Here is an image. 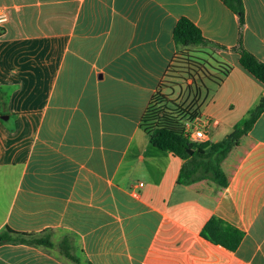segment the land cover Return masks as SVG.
<instances>
[{"label":"crops","instance_id":"crops-1","mask_svg":"<svg viewBox=\"0 0 264 264\" xmlns=\"http://www.w3.org/2000/svg\"><path fill=\"white\" fill-rule=\"evenodd\" d=\"M240 2L242 28L223 0H0V234L51 243L0 242V264H264V111L225 187L179 184L183 161L140 127L160 93L216 144L264 97L234 50L264 62V0ZM181 18L210 45L177 47ZM211 218L243 234L234 251L201 236Z\"/></svg>","mask_w":264,"mask_h":264},{"label":"trees","instance_id":"trees-1","mask_svg":"<svg viewBox=\"0 0 264 264\" xmlns=\"http://www.w3.org/2000/svg\"><path fill=\"white\" fill-rule=\"evenodd\" d=\"M223 1L238 16L239 25L242 28L244 20L240 0ZM1 35L2 30L0 29ZM173 39L175 45L184 50L188 48H205L210 45L202 37L199 29L186 18H181L177 22L173 31ZM234 50L239 54L240 67L264 86V62L259 61L246 51L240 40ZM181 55L182 53L178 54L174 60L176 62L184 61L188 69L197 67L202 73L205 72L202 69L203 66L197 63L194 58L188 56V58L181 59L179 57ZM217 69L222 77H226L231 71V67L224 64H218ZM263 111L264 97L248 112L247 117L234 127L233 132L227 139L216 144L197 143L190 141L184 133V124L181 120L184 117V112L170 102L167 96L156 93L141 117L140 127L146 133L149 143L154 148L169 152L183 161L177 179L179 184L188 185L199 180H210L218 186L225 187L227 178L221 169V163L227 157L232 141L247 133ZM206 149H208L207 152ZM201 236L215 245L234 251L240 244L243 234L223 221L211 218L203 227ZM0 242L51 246L47 238L26 237L9 230L0 234ZM64 254L71 259L68 249L64 251Z\"/></svg>","mask_w":264,"mask_h":264},{"label":"built area","instance_id":"built-area-1","mask_svg":"<svg viewBox=\"0 0 264 264\" xmlns=\"http://www.w3.org/2000/svg\"><path fill=\"white\" fill-rule=\"evenodd\" d=\"M8 21V15L6 10L3 8H0V29L2 30L4 25ZM198 123V120L196 121ZM192 124L191 122H187L184 124V133L186 137L192 141V142H197V143H203L205 142L207 138V125L206 127L202 129H194V126L196 125ZM139 187H142V184H139Z\"/></svg>","mask_w":264,"mask_h":264},{"label":"rangeland","instance_id":"rangeland-1","mask_svg":"<svg viewBox=\"0 0 264 264\" xmlns=\"http://www.w3.org/2000/svg\"><path fill=\"white\" fill-rule=\"evenodd\" d=\"M174 72H175L174 69H171V70L169 71V73H168V78H167L166 81H165L166 83L168 82L169 84H170V83L172 84V83L174 82V80H173V79L175 78V77L173 76V75H174V74H173ZM176 78H178V77H176Z\"/></svg>","mask_w":264,"mask_h":264},{"label":"water","instance_id":"water-1","mask_svg":"<svg viewBox=\"0 0 264 264\" xmlns=\"http://www.w3.org/2000/svg\"><path fill=\"white\" fill-rule=\"evenodd\" d=\"M189 153H190V154H192V152H191V151H189Z\"/></svg>","mask_w":264,"mask_h":264}]
</instances>
